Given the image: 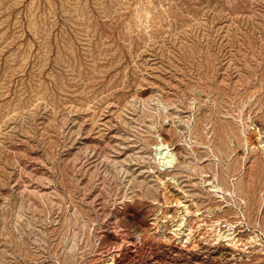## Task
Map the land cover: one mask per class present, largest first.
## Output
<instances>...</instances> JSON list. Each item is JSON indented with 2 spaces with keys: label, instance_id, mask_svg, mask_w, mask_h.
Here are the masks:
<instances>
[{
  "label": "rangeland",
  "instance_id": "obj_1",
  "mask_svg": "<svg viewBox=\"0 0 264 264\" xmlns=\"http://www.w3.org/2000/svg\"><path fill=\"white\" fill-rule=\"evenodd\" d=\"M263 141L264 0H0V264H264Z\"/></svg>",
  "mask_w": 264,
  "mask_h": 264
},
{
  "label": "bare ground",
  "instance_id": "obj_2",
  "mask_svg": "<svg viewBox=\"0 0 264 264\" xmlns=\"http://www.w3.org/2000/svg\"><path fill=\"white\" fill-rule=\"evenodd\" d=\"M259 134V133H258ZM163 139H159L158 141H155L154 142V144H153V148H152V157H153V160L155 161V163L157 164V169H158V174L156 175L157 177H158V179H160L159 178V175H161L162 173L163 174H166V172L168 171V169L170 168V167H173L174 166V164H175V162H176V154L173 152V150L169 147L170 145H168L166 142H164V141H162ZM215 140V139H214ZM248 141V140H247ZM264 142V141H263ZM263 145H264V143H263ZM156 171V170H155ZM154 173V172H153ZM156 174V173H155ZM216 177V176H215ZM154 178H155V176H154ZM204 178V177H203ZM202 178V179H203ZM210 178H212V177H210ZM171 179V178H170ZM174 179V178H173ZM202 179L200 178V180L202 181ZM213 179H214V177H213ZM161 180V179H160ZM204 181H205V179H203ZM216 180V179H215ZM161 181H163V180H161ZM165 181V180H164ZM163 181V182H164ZM207 181H209V180H207ZM211 181H213L212 179H211ZM159 182V181H158ZM210 182V181H209ZM215 182V181H214ZM164 183H166V182H164ZM209 186H211L212 187V189H210L209 191H213L214 193H223L224 191L222 190V188H221V186L218 184V183H213V182H210V184H209ZM216 195V194H215ZM224 195V194H223ZM222 196V195H221ZM179 202V201H178ZM181 202V201H180ZM186 205V204H185ZM185 208V207H184ZM185 210H187V209H185ZM186 212V211H185ZM171 220V219H170ZM182 220H183V218H182V216H179V218H178V223L176 224V228H174L173 229V232L174 233H179V230H180V226H181V224H182ZM215 223V221L213 222V223H211V224H213V238H214V240H217L218 238H220V237H222V236H225V235H230V233H227V231L229 230H231V225L230 224H228V228H227V230H223L222 232H221V230H220V228H218L217 227V225H215L214 224ZM217 223V222H216ZM164 224V223H163ZM227 225V224H226ZM212 227V226H211ZM190 228V227H189ZM228 231V232H229ZM189 235V234H188ZM253 235V234H252ZM255 237V236H254ZM251 238H253V236L251 237ZM213 240V239H212ZM251 240V239H250ZM228 241L233 245V246H237L238 247V241H237V239H235V236H233V237H230L229 239H228Z\"/></svg>",
  "mask_w": 264,
  "mask_h": 264
}]
</instances>
